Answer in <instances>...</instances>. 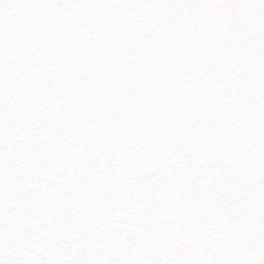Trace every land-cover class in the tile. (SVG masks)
<instances>
[{
	"label": "snow or ice",
	"instance_id": "1",
	"mask_svg": "<svg viewBox=\"0 0 264 264\" xmlns=\"http://www.w3.org/2000/svg\"><path fill=\"white\" fill-rule=\"evenodd\" d=\"M0 264H264V0H0Z\"/></svg>",
	"mask_w": 264,
	"mask_h": 264
}]
</instances>
